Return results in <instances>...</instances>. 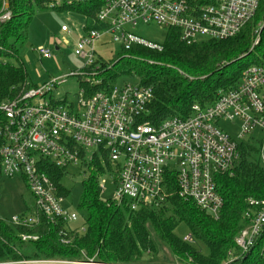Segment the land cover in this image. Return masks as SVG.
<instances>
[{"label": "built area", "instance_id": "built-area-1", "mask_svg": "<svg viewBox=\"0 0 264 264\" xmlns=\"http://www.w3.org/2000/svg\"><path fill=\"white\" fill-rule=\"evenodd\" d=\"M50 8L71 7L91 0H39ZM92 18L99 28L84 27L74 43V55L83 61L85 84L101 86L96 45L105 36L123 51L133 46L162 50L135 36L129 29L138 24H155L176 29L187 45L204 40H227L237 36L254 19L262 0H100ZM3 4L0 23L10 19ZM264 21L259 23L250 52L260 42ZM61 32L69 35L66 27ZM58 50V48H56ZM40 58H51L47 49ZM70 76H75L70 73ZM66 78V77H65ZM56 78L40 87L22 89L12 99L0 102V167L2 177L24 180L35 208L12 217L8 224L34 227L39 214L50 224L77 222L78 215L66 210V197L46 173L48 165L64 171L81 167L84 173L99 156L106 160L114 184L111 200L117 206L160 208L168 199V183L174 178L178 197L191 201L217 219L223 201L216 189V176L231 174L239 160V145L254 146L264 167V51L240 74L235 87L218 93L209 106L193 104L187 117H172L155 126L144 120L153 99L149 86H114L87 93L81 87L77 105L57 101L52 87L66 81ZM221 122L236 123L235 138L221 128ZM94 149L93 152H90ZM60 186L62 187L61 183ZM63 188V187H62ZM102 191V186L99 185ZM244 218L249 225L234 243L247 254L264 227V202L246 201ZM81 229L80 232H82ZM22 242L36 236L21 235ZM184 242L192 243L189 235ZM229 256L231 254L229 253ZM0 264H103L93 258L79 261H4ZM123 264V263H117Z\"/></svg>", "mask_w": 264, "mask_h": 264}, {"label": "trees", "instance_id": "trees-1", "mask_svg": "<svg viewBox=\"0 0 264 264\" xmlns=\"http://www.w3.org/2000/svg\"><path fill=\"white\" fill-rule=\"evenodd\" d=\"M7 1L8 8L4 12L10 14V19L0 23V102L29 88L23 68L1 59L16 58L26 40L34 4L42 8L43 3ZM4 2L0 0V14ZM100 6V0H91L59 10L94 18ZM263 21L264 0L254 19L237 36L227 40H204L187 45L180 40L178 30L168 29L160 52L133 46L124 51L134 58L131 61L113 64V61L100 60L101 86L92 89L85 83L81 86L90 94L113 88L122 77L130 78L153 90V99L144 114L146 122L157 126L168 118L187 117L193 104L209 106L220 91L236 86L241 72L254 60L246 65L241 61L264 46L263 27L259 44L250 52L257 26ZM106 171L110 172V166L106 160L102 164L97 156L84 173L86 178L77 207L82 232L71 229L70 224H50L40 214L39 223L30 228L13 226L0 219V262L93 258L103 264H153L161 247L179 264H264V227L247 254H241L234 243L239 232L249 225L244 218L246 201L253 198L264 202V167L249 143L239 145V160L232 173L216 176V189L223 201L217 219L193 202L179 198L174 178L168 183L167 202L160 208L140 207L132 211L127 205L103 201L98 181ZM46 173L58 186L59 193L68 198L69 192L60 186L64 171L48 165ZM32 203L35 208L33 197ZM180 224L187 226L192 241L206 245L208 256L176 237L175 230ZM21 235L38 239L22 242Z\"/></svg>", "mask_w": 264, "mask_h": 264}, {"label": "rangeland", "instance_id": "rangeland-1", "mask_svg": "<svg viewBox=\"0 0 264 264\" xmlns=\"http://www.w3.org/2000/svg\"><path fill=\"white\" fill-rule=\"evenodd\" d=\"M6 8H8V5ZM59 9L50 8L47 3L45 5L42 3V8H38L34 4L31 20L27 25L26 40L18 49L16 58L1 59V61L8 62L11 65L21 66L26 73L27 84L31 87H40L44 83L51 82L56 78L66 77L64 83L52 87L50 96L54 100L71 102L77 105V94L82 87L81 84L86 81L88 74L86 72V76H84L83 61L74 55L73 46L77 41L78 34L82 33L84 27L96 29L99 28V25L92 18H86L70 10ZM63 26L69 30V35L61 32V27ZM128 30L144 41L154 44H162L168 32V29L155 24H138L133 29L128 28ZM41 48L49 50L51 52V58H40L37 51ZM263 49L264 46L261 48V51ZM261 51L256 50L253 55L242 60L241 64L246 65L252 60H255L256 57L261 55ZM95 59H102L106 62L113 61L112 63L114 64L120 61H131L134 58L124 54L119 44L110 42V37L105 36L96 45ZM70 73H74L75 76L68 77ZM136 84V80L122 77L117 81L116 86L122 87L124 85ZM220 128L232 138H235L238 130L236 123L232 124L229 122H221ZM93 151L94 149L90 150V152ZM85 178L84 169L81 167H70L67 169L61 185L69 192V197L66 198L65 205L68 212L77 213V207L83 190L82 182ZM98 183L103 189L100 194V199L103 201L112 200L115 187L110 172L106 171ZM33 208L32 196L22 178L15 177L8 179L1 177V220L8 222L12 217L27 214ZM70 228L75 231H81V219L70 224ZM175 235L180 240H183L190 235V231L187 226L180 224L175 230ZM190 245L203 256L209 255L208 248L202 242L192 241ZM231 254L234 255V251ZM153 264L179 263L175 262L166 248L159 247L156 263Z\"/></svg>", "mask_w": 264, "mask_h": 264}, {"label": "water", "instance_id": "water-1", "mask_svg": "<svg viewBox=\"0 0 264 264\" xmlns=\"http://www.w3.org/2000/svg\"><path fill=\"white\" fill-rule=\"evenodd\" d=\"M5 3L7 4L8 3V1L7 0H5ZM8 5V4H7ZM7 5H6V7H7ZM57 50V49H56Z\"/></svg>", "mask_w": 264, "mask_h": 264}]
</instances>
